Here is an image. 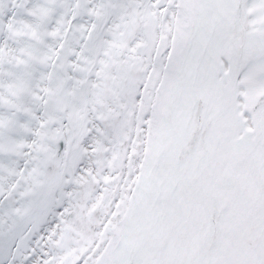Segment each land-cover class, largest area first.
I'll list each match as a JSON object with an SVG mask.
<instances>
[{
	"label": "snow or ice",
	"instance_id": "snow-or-ice-1",
	"mask_svg": "<svg viewBox=\"0 0 264 264\" xmlns=\"http://www.w3.org/2000/svg\"><path fill=\"white\" fill-rule=\"evenodd\" d=\"M0 264H264V0H0Z\"/></svg>",
	"mask_w": 264,
	"mask_h": 264
}]
</instances>
